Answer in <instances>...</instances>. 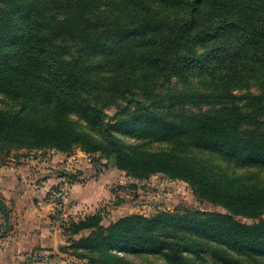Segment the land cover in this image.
Segmentation results:
<instances>
[{
    "label": "trees",
    "instance_id": "16d2710c",
    "mask_svg": "<svg viewBox=\"0 0 264 264\" xmlns=\"http://www.w3.org/2000/svg\"><path fill=\"white\" fill-rule=\"evenodd\" d=\"M173 77L200 78L203 90H153ZM0 93L20 103L0 108V151L78 147L136 179L182 180L225 210L130 213L109 224L87 214L67 226L64 253L87 264H139L126 255L264 264V180L221 165L264 169V0H0ZM62 178L73 184L80 173ZM0 213L3 237L11 216L2 196ZM38 251L51 252L29 255Z\"/></svg>",
    "mask_w": 264,
    "mask_h": 264
},
{
    "label": "rangeland",
    "instance_id": "374dc122",
    "mask_svg": "<svg viewBox=\"0 0 264 264\" xmlns=\"http://www.w3.org/2000/svg\"><path fill=\"white\" fill-rule=\"evenodd\" d=\"M171 88L174 92H184L192 90H203L200 82V78H193L191 81L184 80L180 77H173L171 82L168 84L162 79H157L153 82L152 88L155 91H163L166 88ZM256 91L255 87H252ZM235 94L241 95L244 90H235ZM143 99V97H140ZM208 102V101H206ZM210 104H203L200 108L203 110L209 109ZM194 105H187V108H195ZM213 107H217L214 105ZM0 108L5 110H17L20 108V103L18 100L10 98L5 94L0 93ZM114 106L105 108V112L111 115L115 110ZM73 121L76 123L77 127L82 130L90 131L88 126L80 119L72 116ZM94 134V133H93ZM126 142H131L132 138L122 136L121 137ZM144 142V148L148 151H158L165 150L169 148L166 143L160 142H149L146 145ZM197 156L201 158H206L207 156L201 153H196ZM15 159L17 161H25L26 159L36 160V165L34 167H44L45 169H51L52 175L59 177L61 182L54 184L52 186V192L56 199L54 200V212L55 223L61 228L66 247L68 243L69 233L67 232V226L70 221L77 220L84 215L100 212L103 216V223L109 224L122 216L128 215L130 213H142L144 215H152L162 210H174L176 208H198L203 211L210 212H225L224 209L216 207L213 204L204 201L200 202L197 200L192 192L190 185L179 179L169 178L167 175L156 173L149 176L146 179H136L128 176L124 171L119 170L114 166L113 158H100L99 154H87L80 148L75 147L70 152H61L50 147H42L39 149H3L0 151V163L9 165L7 162H11ZM14 160V161H15ZM224 169L232 171L236 174H247L250 171H255L257 176L264 180V169H236L230 164L221 162ZM80 173V179L78 182L82 185L88 181V188L92 195L100 192L99 200L97 204L91 208L80 207L79 212L76 214L69 212V204L72 199L71 186L68 179H63L62 174H77ZM63 181L68 182L69 187V197L68 203H61L57 194L59 193V187ZM73 183V184H75ZM51 193V192H50ZM98 195V194H97ZM93 206V205H92ZM63 209V213L59 210ZM12 216V215H10ZM264 219V215L262 217ZM244 222L251 223L252 221L247 218H240ZM3 217L0 213V223L3 224ZM4 225V224H3ZM4 228L0 229V234ZM12 229H10L11 231ZM64 253V252H63ZM67 256L76 258L68 253H64ZM53 253L50 252V258ZM30 257V256H28ZM32 257V256H31ZM29 261L31 264H48V261L41 263L34 259ZM126 258L133 263H156L159 262L155 256H145V255H126ZM256 258L264 261V253L256 255ZM78 262L70 264H87L86 259L76 258ZM38 262V263H36Z\"/></svg>",
    "mask_w": 264,
    "mask_h": 264
},
{
    "label": "crops",
    "instance_id": "0c3cea01",
    "mask_svg": "<svg viewBox=\"0 0 264 264\" xmlns=\"http://www.w3.org/2000/svg\"><path fill=\"white\" fill-rule=\"evenodd\" d=\"M9 160H12L7 162L9 165L0 163V196L10 209L12 230L0 237V264H31L34 256L29 254L36 250L53 252L48 264L78 262L60 250L66 242L52 215L56 197L51 188L60 181L59 177L53 176L51 169L34 167L37 162L34 159ZM79 185L71 186L74 202L71 200L69 212L74 214L80 207L93 208L99 200L100 192L92 195L88 181L82 187Z\"/></svg>",
    "mask_w": 264,
    "mask_h": 264
},
{
    "label": "built area",
    "instance_id": "2783aa9c",
    "mask_svg": "<svg viewBox=\"0 0 264 264\" xmlns=\"http://www.w3.org/2000/svg\"><path fill=\"white\" fill-rule=\"evenodd\" d=\"M57 196L60 199L61 203H68V197H69V187H68V182L67 181H63L62 184L59 187V193L57 194ZM62 213H63V209H59ZM34 258L36 260H38L41 263H45L46 261H48L50 259V253L49 252H36L34 254Z\"/></svg>",
    "mask_w": 264,
    "mask_h": 264
}]
</instances>
